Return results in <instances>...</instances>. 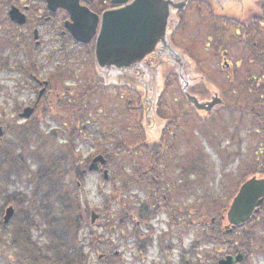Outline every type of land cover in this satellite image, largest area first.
Returning a JSON list of instances; mask_svg holds the SVG:
<instances>
[{
    "label": "flooded vegetation",
    "instance_id": "obj_1",
    "mask_svg": "<svg viewBox=\"0 0 264 264\" xmlns=\"http://www.w3.org/2000/svg\"><path fill=\"white\" fill-rule=\"evenodd\" d=\"M233 3L226 13L218 14L208 0H198L202 16L198 15L194 58L196 83L189 89L193 79L187 71L178 83L171 66L165 65L170 60L165 33L137 32L139 45L116 49L124 36L119 30L123 25L121 0H0V67L19 77L14 82L19 89L36 94L29 104L12 109L9 102L0 104V264H41L38 236L31 232L36 224L29 230L18 226V219L37 221L41 217L42 171L51 166V172L56 173L59 162L56 153L42 150V124L52 111L58 112L63 98L53 91L57 87L51 78L41 75V64L77 49L82 50L84 61L92 62V79L97 83L85 90L110 91L115 101H121L124 92L136 109V134L131 145L117 152L129 155L126 164L131 166L132 175L119 184L120 189L139 193L134 196L133 212L122 215L118 223L120 241L129 236L133 240L130 248L123 249L130 250L131 262H123L122 252L115 250L112 255L108 250L98 253L96 264H264V183L257 192L247 194L241 210L233 209L243 184L251 179L264 182V0ZM189 7L177 11L180 23L172 32L166 30L168 39L178 47L182 44L181 15L184 17ZM98 41L105 66L109 61H122L126 49L133 52L137 67L98 76L94 71ZM54 74L57 76V69ZM119 78H130L137 85L110 81ZM160 79L162 85L158 84ZM170 80H175L199 127L222 122L223 116L238 119L231 140L234 142L236 135L243 137L241 161L234 172L226 167L240 152L218 153L216 170L221 175L211 196L201 193L200 188L203 165H211L208 157L198 149L189 153L182 150L178 128L171 129L176 126L177 113L171 112L170 118L171 113L162 108ZM188 89L198 95L197 111L183 91ZM140 90H162L157 98V121L145 127ZM161 109L164 113H159ZM70 118L75 122L74 114ZM89 125L87 120L82 132L74 127L68 133L69 148L74 149L75 140L90 138L85 131ZM31 143L34 150L26 152ZM98 154L106 157V163L99 164L93 173L103 175L107 153L95 152L84 164L74 161V152L68 154V169L78 186ZM128 223L130 232L122 229Z\"/></svg>",
    "mask_w": 264,
    "mask_h": 264
},
{
    "label": "rangeland",
    "instance_id": "obj_2",
    "mask_svg": "<svg viewBox=\"0 0 264 264\" xmlns=\"http://www.w3.org/2000/svg\"><path fill=\"white\" fill-rule=\"evenodd\" d=\"M184 17L181 15L182 24L180 26L181 43L178 47L180 50L184 47L189 53L188 55L194 60L196 56V45L198 36V15L202 14L198 11V3L192 4L185 12ZM80 51V52H78ZM183 51L182 52H185ZM187 54V53H186ZM27 65L31 66L32 63ZM42 76L51 78L52 85L57 87L53 90L57 93L58 98L62 97L58 105V112L48 115L42 124L43 130V151L46 154H54L59 150L61 154L56 156L63 157V167H68V154L72 152L76 154L74 161L79 163H87L95 152H104L108 155V164L105 165L108 170V180L103 179L101 172H87L82 184H76L73 173H68L64 176V190L73 192L81 206V212L85 211L86 219L83 227L80 229V243L83 245L84 262L81 264H96L99 262L98 253H105L110 250L113 255L114 251L122 252L123 262H131L130 250L124 252V248L132 246L131 236L120 241L121 230L118 228L120 217L128 216L133 212L135 206L134 196L139 193H134L131 189L122 190L119 184L131 177L129 165L126 164V157L129 155L117 154V152L125 146L131 145V142L136 134L135 118L136 109L134 102L129 101L130 98L124 93H121L122 100L115 101L114 93L107 90H90V87L96 85L93 82V64L83 60L82 50L77 49L72 53L61 52L58 60L52 62H43ZM57 69V76L54 74ZM11 70L0 67V104L9 102V109L15 105L29 104L35 98V91L19 89L15 81H19V77H12ZM58 77V78H57ZM196 79V78H195ZM90 83V85L88 84ZM178 85L175 80L168 82V89L163 101L166 111L169 113H177L174 118L176 126L172 130L178 128L177 139L182 143V150L187 153L199 150L200 153L208 157L210 166L203 165L201 178V193L211 196L213 184L217 182L221 173L216 170L220 164V157L224 152H233L238 150V157L233 158V161L228 164L226 169L230 168L234 171L242 157L244 147L242 135H236V140L232 142L231 134L237 127L235 120L232 121L227 116L222 122L216 124H207L199 127L195 115L191 112L189 106H185L182 96L177 90ZM68 88H80L81 90H67ZM86 88H90L85 90ZM6 93V95H5ZM6 97L9 100H6ZM163 105V104H161ZM165 111V112H166ZM163 112V109L159 111ZM157 113V111H156ZM164 113V112H163ZM75 115V122L70 116ZM170 118H173L171 113ZM87 120L90 125L86 127L90 138L74 142V149L69 148V143L66 142V134L70 133L74 127L77 131L82 132V124ZM56 134L57 140H53V134ZM240 140V141H239ZM35 144L31 143L25 149L26 152L34 150ZM53 157V156H52ZM129 161V157H128ZM234 172H237L234 171ZM237 176V174H236ZM29 185H26L28 188ZM48 188L43 184L40 196L43 199L46 197ZM49 207L55 202L52 199L46 201ZM42 205V202H41ZM90 211L99 213L97 221L92 225L88 222ZM57 211H54L56 213ZM127 213V214H126ZM163 218V213L160 214ZM48 217L41 211V217L37 221H30L36 224V229L32 228V233L38 236L37 243L41 244L45 237L43 236L44 220ZM88 220V221H87ZM124 231L130 232V223L123 226ZM91 235L97 236V243L92 244ZM97 246V247H93ZM97 251V252H96ZM92 253V254H91ZM115 259H113V262Z\"/></svg>",
    "mask_w": 264,
    "mask_h": 264
},
{
    "label": "water",
    "instance_id": "obj_3",
    "mask_svg": "<svg viewBox=\"0 0 264 264\" xmlns=\"http://www.w3.org/2000/svg\"><path fill=\"white\" fill-rule=\"evenodd\" d=\"M189 0H121L122 2V28L119 29L120 31H123V40L121 45L116 47V49L123 48H133L136 45L140 44V37L135 35L134 33L137 32H144V33H157L160 32L162 35L165 33V50L167 49L169 51L170 60L165 63L169 64L171 67L174 68L175 72L179 76V82L184 79V73L185 70H187V66L192 72L193 64L182 54V51L180 49L175 48L172 45H169V40L167 38L166 30L168 31V28L171 29V32L173 31L174 27L178 24V19L176 17V12L179 10L184 9ZM212 3V6L214 9L217 10L216 13L223 14L226 13L227 10L230 7H234V0H210ZM170 31V30H169ZM146 40H149V42L152 43V41L147 38ZM123 59L122 61H109L108 65L105 66L106 62L103 59V52L101 51V46L99 44V41L96 45V62L95 67L97 74L101 77H103L101 74L103 72L108 71H131L132 69L136 68L138 65V62L133 57V52L124 49L123 50ZM117 66V68H115ZM156 76L160 78L159 73L156 72ZM107 79V78H105ZM110 80V79H108ZM110 81H113L112 83H123L129 86L137 85L135 84L134 80L130 78H122V79H112ZM161 83V79L159 80L158 84ZM188 86L185 85L184 88ZM183 88V89H184ZM142 93H144L141 97L142 99V107L144 109V120L143 125L147 126L148 124L152 123L153 121H157V118L155 116V110H156V102L157 98L162 90H154L153 93L148 92V90H140ZM186 92V96L188 101L191 103V105L194 108L198 109V98L196 94L189 93L187 90H183ZM159 133V131H158ZM103 156L99 155L95 157L92 161V163L89 166L90 170L97 169L98 168V162L104 163ZM105 178L107 177V171L104 172ZM264 183L261 180H255L251 179L250 181L246 182L242 185L240 192L238 196L236 197L233 209L235 211L241 210L243 208L242 202H245L247 198V194L249 192H257L258 188L261 186V184ZM262 193V191H259V194ZM249 209V208H248ZM245 213H242L243 215ZM11 215V214H7ZM97 218V214L95 212H92L91 214V221L94 222V220Z\"/></svg>",
    "mask_w": 264,
    "mask_h": 264
},
{
    "label": "trees",
    "instance_id": "obj_4",
    "mask_svg": "<svg viewBox=\"0 0 264 264\" xmlns=\"http://www.w3.org/2000/svg\"><path fill=\"white\" fill-rule=\"evenodd\" d=\"M61 153L59 150L56 156ZM62 158V156L58 157L56 173L51 172V166L42 171L43 184L47 186L48 192L42 200L41 211L48 217L44 220L45 240L37 245L40 248L41 264H81L85 260L83 245L80 243V229L83 227L87 214L85 211L81 212L78 199L72 195L75 193L66 192L63 188L65 184L63 178L69 169L62 166ZM49 199L55 202L51 207L46 203ZM54 211L57 212L54 213ZM18 226L20 228L24 226L26 230H29L30 220L23 222L22 219H18ZM90 239H93L92 244L97 243L96 235H91Z\"/></svg>",
    "mask_w": 264,
    "mask_h": 264
}]
</instances>
